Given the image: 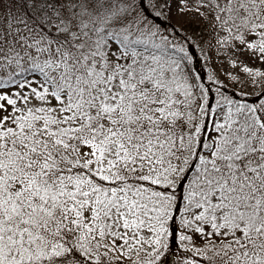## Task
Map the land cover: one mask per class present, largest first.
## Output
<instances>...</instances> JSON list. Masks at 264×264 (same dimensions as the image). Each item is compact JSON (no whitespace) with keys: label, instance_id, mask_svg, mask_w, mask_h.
<instances>
[{"label":"rangeland","instance_id":"374dc122","mask_svg":"<svg viewBox=\"0 0 264 264\" xmlns=\"http://www.w3.org/2000/svg\"><path fill=\"white\" fill-rule=\"evenodd\" d=\"M240 1L248 7L250 16L240 31L242 37L221 27L214 28L207 35L206 51L211 69L223 81L253 94L264 89V0ZM137 2L61 0L65 12L57 8L47 15L37 14L35 23L39 27L46 25L54 30L57 25L70 26L74 15L82 13L86 6L92 13L90 19L97 16L98 29L90 32L97 43L90 41L87 51L89 57L95 55L98 70L87 71L86 80H82L83 70L74 63L77 60L74 43L64 46L50 40L47 32L40 33L33 22L21 19L20 11L12 13L11 2H0V75L31 69L27 81L0 86V160H6L9 169L14 170L10 155L17 153L23 159L17 167L21 170L19 180L11 173L6 178L7 196L0 193V254L10 250L11 256L15 255L16 249L12 250L15 244L25 256L31 254L29 250L40 254L49 241L53 248L56 245L53 239L40 235L36 243L33 235L42 228L41 222L47 224L48 216L59 212L62 215L65 211L67 216L80 214L87 223L79 239L81 254L89 258L160 260L171 243L172 196L152 185L124 184L127 179L141 177L169 190L178 185L195 150L205 94L187 82L174 69L170 58L157 50H141L137 65H133L138 54L127 53L122 38L129 33L148 32L144 24L135 29L134 23L141 20L134 16ZM160 4V11L174 26L204 23L203 5L188 0H162ZM121 6H125L124 12ZM78 22L84 24L79 18ZM105 25L108 31H103ZM69 82L75 91H70ZM231 112L227 104L212 108L205 137L210 148L216 149L217 143H221L216 125L229 121ZM91 113L97 114L103 129L96 144L59 146L57 138L46 131L53 125L77 124ZM230 147V143L223 144V152L227 153ZM58 151L64 161L77 159L106 180H121V185L106 190L88 173H71L67 166L58 165L54 167L58 172L48 177L47 170L42 171L50 169L44 166L43 156H55ZM202 156L209 159L212 152L208 149ZM44 176L51 194L42 190L32 200L36 186L32 189L30 184ZM78 188L90 199L71 196ZM223 199L229 201L213 190L207 203L180 208L178 236L186 235L190 240L186 249L202 260L192 262L179 255L172 259L175 260L172 264H211V246L227 235L228 230L222 224L225 218L231 219L230 204H217ZM23 202L29 212L30 203H40L42 216L40 223L34 222L35 228L27 221L28 226L23 224L17 232L15 225L4 221L19 213L24 223ZM70 232L76 233V228Z\"/></svg>","mask_w":264,"mask_h":264},{"label":"trees","instance_id":"16d2710c","mask_svg":"<svg viewBox=\"0 0 264 264\" xmlns=\"http://www.w3.org/2000/svg\"><path fill=\"white\" fill-rule=\"evenodd\" d=\"M4 1L12 3V13L20 11L21 19L27 23L33 22L36 31L47 32L50 40L62 43L64 46L68 43L75 44L77 51L74 53V58L77 60L74 63L83 70L81 73L82 80L88 79L87 71L94 73L98 70L95 55L91 58L87 51V46L88 48L91 47L89 43L92 42L94 45L97 43L95 37L90 33L98 29L97 16L95 19H90L89 15L92 13L87 10V6L82 13L74 15L70 26L57 25L54 30L46 25L39 27L35 21L37 14L40 16L41 14L47 15L51 10L55 11L57 8L65 12L66 7L61 6V0H0V2ZM161 1L139 0L137 2V11L134 16L141 17V20L132 23L135 24V29H140L144 24L148 32L129 33L122 38L124 39L123 47L127 53L137 52L138 56L134 59L133 65H137L141 57V50L154 49L169 57L174 69L187 82L195 84V88L199 87L200 91L205 94L204 107L200 113L196 146L190 165L174 189L169 190L167 186L162 187L153 184L141 177L127 179L124 185H152L162 188L168 192L169 196H172L169 202L171 243L169 242L166 246L160 260L150 259L139 262L111 257L110 259L106 257L89 258L81 254L80 250V232L85 231L87 227V223L83 222L80 214L67 216L66 211L62 215L59 212V215L48 216L46 218L47 224L44 225V222L40 223L39 221L42 216L40 203L37 205L30 203L31 212H29V208L26 207L27 203L23 202L22 207L26 214V221L23 223L20 214L16 213L10 216L9 221L6 220V223L4 221V224L15 225L16 231L19 232L23 224L28 226L27 221L30 222V226L35 228L34 222L38 220L36 223H40L42 228L34 232L36 236H33L36 237V243L39 241L38 236L43 235L48 236L50 240L53 239L56 245L51 248V241H49L40 254L29 250L31 254L25 256L15 244L12 247V250L16 249L15 255L11 256L10 250L7 254H0V264H172L175 261L172 259H177L179 255H183L188 261L198 262L202 259L186 249V245L190 244L189 238L183 234L178 236L177 232L180 231L178 213L181 207L187 209V207L195 204L207 203L213 190H216L220 196L229 199V201L223 199L224 202L220 201L217 204H230L231 219L225 218L226 222L222 224V228L228 230L227 235H223L222 240L211 246L210 263L264 264V89L250 94L237 89L235 86H230L211 69L206 51L207 35L214 28H224L228 33L241 38L242 33L240 31L246 26L248 17H250L249 9L240 0H188L189 2H196V5H203L206 10L204 23L202 25L189 24L185 27H177L169 23L163 12L160 11ZM121 7H123L121 12H124L125 6ZM78 18L84 24L79 23ZM92 19L93 22H91ZM77 24L80 27H77ZM126 27L128 28V25ZM108 30L109 27L105 25L103 31ZM30 70L28 67L8 75H0V86L15 84L21 80L27 81V78H30ZM73 79L74 82L71 81L75 83L77 77ZM68 84L70 91L74 90L71 82ZM218 104L229 105L232 112L229 121L216 125L217 136L221 143H217L218 146L215 149L214 147L210 148V142L205 137L207 128H209L210 112ZM171 116L173 117L174 113ZM171 129L175 130L174 126ZM46 131L57 138L59 146L67 144L74 147L96 144L103 134L101 121L96 113H91L77 124L53 125L52 129L46 128ZM225 143H230L232 146L227 153L223 152V144ZM208 149L212 152V156L206 159L202 156V152L208 151ZM55 154V156L52 154L43 156L44 166H48L50 169L46 168L42 171L47 170L46 175L48 177L58 172L54 168L58 165L67 166L71 173H88L99 186H103L106 190L121 185V180L120 182L117 179L106 180L77 159L64 161L59 156V151ZM10 157L12 159L11 167L14 170L9 169L10 165L6 160H0V193L6 194L4 196L8 194L9 182L6 181V178L14 173L18 181L21 175V170L17 169L18 163H23V159L17 156V153H12ZM6 170L9 172H5ZM51 171L52 173H50ZM34 184H30L32 189L36 186L32 200L38 198L42 190H46L48 195L51 194L47 190L45 176L41 177V180L40 177L36 178ZM83 193L84 191L78 188L71 192V196L76 198L79 195L89 197ZM27 198L24 197V200ZM47 205L50 206V203ZM186 222L189 223L190 221L186 220ZM73 225L75 226L73 227ZM77 226L80 227L77 229ZM32 228L30 227V229ZM75 228L76 233L70 232ZM62 230L63 232H61ZM194 257L198 260L193 261Z\"/></svg>","mask_w":264,"mask_h":264}]
</instances>
